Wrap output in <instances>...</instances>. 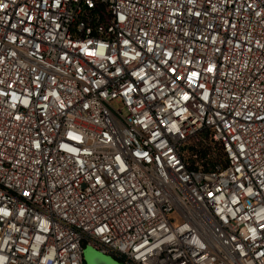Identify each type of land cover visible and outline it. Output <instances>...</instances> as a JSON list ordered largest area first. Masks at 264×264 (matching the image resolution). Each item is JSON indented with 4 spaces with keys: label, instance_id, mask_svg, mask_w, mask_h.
Returning <instances> with one entry per match:
<instances>
[{
    "label": "built area",
    "instance_id": "1",
    "mask_svg": "<svg viewBox=\"0 0 264 264\" xmlns=\"http://www.w3.org/2000/svg\"><path fill=\"white\" fill-rule=\"evenodd\" d=\"M90 244L264 264V0H0V264Z\"/></svg>",
    "mask_w": 264,
    "mask_h": 264
},
{
    "label": "rangeland",
    "instance_id": "2",
    "mask_svg": "<svg viewBox=\"0 0 264 264\" xmlns=\"http://www.w3.org/2000/svg\"><path fill=\"white\" fill-rule=\"evenodd\" d=\"M84 255L86 264H124L114 254L103 252L92 244L86 247Z\"/></svg>",
    "mask_w": 264,
    "mask_h": 264
},
{
    "label": "trees",
    "instance_id": "3",
    "mask_svg": "<svg viewBox=\"0 0 264 264\" xmlns=\"http://www.w3.org/2000/svg\"><path fill=\"white\" fill-rule=\"evenodd\" d=\"M197 151L199 153V159L204 164L205 169L211 168L214 160L220 153L218 145L211 146V141L208 139L204 142L197 143Z\"/></svg>",
    "mask_w": 264,
    "mask_h": 264
}]
</instances>
